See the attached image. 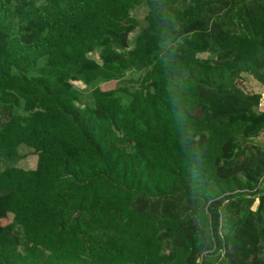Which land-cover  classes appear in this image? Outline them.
<instances>
[{"label":"trees","instance_id":"16d2710c","mask_svg":"<svg viewBox=\"0 0 264 264\" xmlns=\"http://www.w3.org/2000/svg\"><path fill=\"white\" fill-rule=\"evenodd\" d=\"M263 91L264 0H0V264H264Z\"/></svg>","mask_w":264,"mask_h":264},{"label":"rangeland","instance_id":"374dc122","mask_svg":"<svg viewBox=\"0 0 264 264\" xmlns=\"http://www.w3.org/2000/svg\"><path fill=\"white\" fill-rule=\"evenodd\" d=\"M144 12H145V9L143 7H140L139 9H137L134 14L135 16L142 20L143 18V15H144ZM134 34V33H133ZM131 34V36L133 35ZM205 54H203L204 56ZM93 57H97L96 54L93 55ZM76 84L82 86V84L80 82H75ZM116 81H109V82H106V83H103L101 85L102 89H110V88H113L116 86ZM244 86L249 89V90H252V91H260L261 90V86L258 84V82L253 79L252 77L248 76L247 79H246V82L244 83ZM264 92V91H263ZM260 107V106H259ZM260 109L264 110V107H260ZM255 141L261 143V144H264V132H262L258 137H256L254 139ZM35 161H36V156L35 155H30L22 165H25L26 167H33L34 164H35Z\"/></svg>","mask_w":264,"mask_h":264},{"label":"built area","instance_id":"2783aa9c","mask_svg":"<svg viewBox=\"0 0 264 264\" xmlns=\"http://www.w3.org/2000/svg\"><path fill=\"white\" fill-rule=\"evenodd\" d=\"M259 106L260 107H264V92L262 93V96H261V99H260V102H259Z\"/></svg>","mask_w":264,"mask_h":264}]
</instances>
